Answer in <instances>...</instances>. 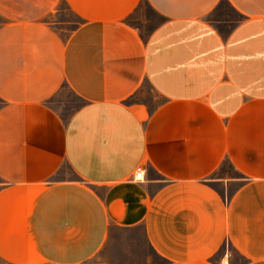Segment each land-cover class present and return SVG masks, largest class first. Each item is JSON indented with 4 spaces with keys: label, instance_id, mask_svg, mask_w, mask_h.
<instances>
[{
    "label": "crops",
    "instance_id": "0c3cea01",
    "mask_svg": "<svg viewBox=\"0 0 264 264\" xmlns=\"http://www.w3.org/2000/svg\"><path fill=\"white\" fill-rule=\"evenodd\" d=\"M138 230L163 264H264V0H0V264Z\"/></svg>",
    "mask_w": 264,
    "mask_h": 264
},
{
    "label": "rangeland",
    "instance_id": "374dc122",
    "mask_svg": "<svg viewBox=\"0 0 264 264\" xmlns=\"http://www.w3.org/2000/svg\"><path fill=\"white\" fill-rule=\"evenodd\" d=\"M143 7L146 6L143 4ZM215 15H211V18H215ZM145 21V20H144ZM141 23L139 22V25ZM67 92V91H66ZM142 96L146 101H150L152 104L160 103L161 97H158L152 89L145 83L142 90ZM127 235L124 232H115L101 255L97 256L95 260L87 264H163L161 259L156 257L148 258L145 256L146 248L141 249L133 245L135 241H142V232L138 230L134 234Z\"/></svg>",
    "mask_w": 264,
    "mask_h": 264
},
{
    "label": "built area",
    "instance_id": "2783aa9c",
    "mask_svg": "<svg viewBox=\"0 0 264 264\" xmlns=\"http://www.w3.org/2000/svg\"><path fill=\"white\" fill-rule=\"evenodd\" d=\"M134 177L136 180H143L144 179V170L142 167H138L135 174H134Z\"/></svg>",
    "mask_w": 264,
    "mask_h": 264
}]
</instances>
